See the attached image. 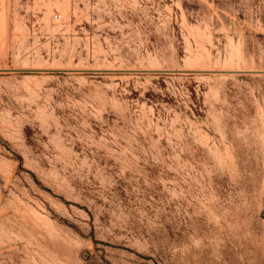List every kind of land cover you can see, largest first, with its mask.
Masks as SVG:
<instances>
[{
	"label": "rangeland",
	"instance_id": "obj_1",
	"mask_svg": "<svg viewBox=\"0 0 264 264\" xmlns=\"http://www.w3.org/2000/svg\"><path fill=\"white\" fill-rule=\"evenodd\" d=\"M0 264H264V0H0Z\"/></svg>",
	"mask_w": 264,
	"mask_h": 264
}]
</instances>
